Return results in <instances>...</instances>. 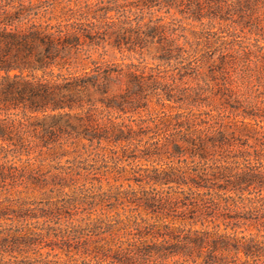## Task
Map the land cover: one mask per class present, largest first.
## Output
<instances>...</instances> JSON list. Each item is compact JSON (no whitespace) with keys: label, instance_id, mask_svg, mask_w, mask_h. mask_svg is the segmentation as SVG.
<instances>
[{"label":"trees","instance_id":"trees-1","mask_svg":"<svg viewBox=\"0 0 264 264\" xmlns=\"http://www.w3.org/2000/svg\"><path fill=\"white\" fill-rule=\"evenodd\" d=\"M108 45L139 61L94 57ZM250 116L264 0H0V181L14 133H77L101 151L88 178L139 185L0 202L36 219L0 230V264H264V133L236 125Z\"/></svg>","mask_w":264,"mask_h":264},{"label":"rangeland","instance_id":"rangeland-1","mask_svg":"<svg viewBox=\"0 0 264 264\" xmlns=\"http://www.w3.org/2000/svg\"><path fill=\"white\" fill-rule=\"evenodd\" d=\"M94 57L101 62L139 61L138 54L130 56V53L122 52L111 45L107 46L103 55L97 53ZM120 85L121 81H116L113 87L118 88ZM258 99H263V96ZM236 125L241 133H264V118L260 116L240 117ZM14 137L12 141L14 150L7 155L9 162L5 175L8 177L0 181V202L11 209L19 208L25 201L30 207H43L50 202L80 195L79 188L83 184L91 185L90 181L102 189L109 188L111 183L122 184L124 188L139 186L136 182L123 178L115 181L112 176L109 180L103 179L102 182L88 178L84 166L93 164L94 154L101 151L89 146V141L79 137L77 133H14ZM89 151H92L91 155ZM107 153L111 157L112 153L109 151ZM127 162L125 161V164ZM111 163L113 164V161ZM138 163L146 162L131 160L128 168ZM67 219L68 217L64 218L63 226H66L64 223ZM27 223L34 225L36 219L6 214L0 218V230L19 228ZM249 228L245 229L244 233L257 231L253 226ZM243 229L240 228V231Z\"/></svg>","mask_w":264,"mask_h":264}]
</instances>
